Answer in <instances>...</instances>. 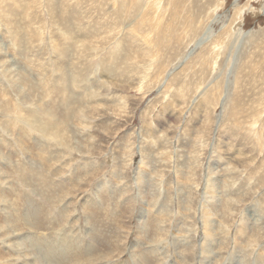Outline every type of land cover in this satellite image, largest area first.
I'll return each mask as SVG.
<instances>
[{
	"label": "rangeland",
	"instance_id": "rangeland-1",
	"mask_svg": "<svg viewBox=\"0 0 264 264\" xmlns=\"http://www.w3.org/2000/svg\"><path fill=\"white\" fill-rule=\"evenodd\" d=\"M0 264H264V0H0Z\"/></svg>",
	"mask_w": 264,
	"mask_h": 264
},
{
	"label": "bare ground",
	"instance_id": "bare-ground-1",
	"mask_svg": "<svg viewBox=\"0 0 264 264\" xmlns=\"http://www.w3.org/2000/svg\"><path fill=\"white\" fill-rule=\"evenodd\" d=\"M252 77V76H251Z\"/></svg>",
	"mask_w": 264,
	"mask_h": 264
}]
</instances>
